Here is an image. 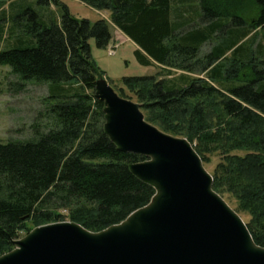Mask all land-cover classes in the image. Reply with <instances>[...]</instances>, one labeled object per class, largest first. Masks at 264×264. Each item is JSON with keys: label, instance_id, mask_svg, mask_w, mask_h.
Masks as SVG:
<instances>
[{"label": "trees", "instance_id": "obj_1", "mask_svg": "<svg viewBox=\"0 0 264 264\" xmlns=\"http://www.w3.org/2000/svg\"><path fill=\"white\" fill-rule=\"evenodd\" d=\"M78 1L107 12L112 25L79 19L60 0H37L48 10L59 8V18L25 2L0 14L1 37L6 21L10 36L22 32L0 50V65L23 82L49 84L57 124L30 141L0 143V257L29 224L70 220L103 231L155 195L130 171L145 158L118 151L104 131V103L95 98L105 72L92 57L91 41L106 49L113 25L138 47L141 66L187 73L202 66L207 72L208 81L182 74L124 77L121 84L149 123L188 139L204 165H215L214 190L238 204L254 241L264 247V0H198L201 13L195 16L178 7L187 0ZM215 39L213 50L199 59Z\"/></svg>", "mask_w": 264, "mask_h": 264}, {"label": "water", "instance_id": "obj_2", "mask_svg": "<svg viewBox=\"0 0 264 264\" xmlns=\"http://www.w3.org/2000/svg\"><path fill=\"white\" fill-rule=\"evenodd\" d=\"M104 131L119 152L145 158L130 171L151 185L150 203L93 233L75 222L40 226L0 257V264H264L241 216L214 190L192 144L149 123L141 105L122 98L104 78Z\"/></svg>", "mask_w": 264, "mask_h": 264}, {"label": "rangeland", "instance_id": "obj_3", "mask_svg": "<svg viewBox=\"0 0 264 264\" xmlns=\"http://www.w3.org/2000/svg\"><path fill=\"white\" fill-rule=\"evenodd\" d=\"M0 1L2 2L5 1L4 2L5 5H2L1 7L2 9L0 10V14L3 10V12H6L9 15L10 13H12L13 9L17 8L15 6L21 8L24 5L22 2L29 4L28 6L37 10L38 9L44 10L47 8V7H43L41 4H38L37 0H0ZM60 1L61 3L67 5L71 13L79 19H89L92 22H96L98 20H106L108 23H110V25H112L109 19V14L105 11L95 10L92 7L88 6L87 4L78 0H60ZM183 4H179L178 7L189 8L190 10L192 9L191 10L192 12L190 13L191 15L195 16V14L198 13L199 9L201 13L200 2L198 0H187L186 2H183ZM44 11L46 12L50 11L54 13L55 17L58 18L61 15L59 8H56L53 5L51 9L49 10L46 9ZM4 24L6 26V30L4 32V35L2 37L0 36V50H4L10 45H12L14 40H16V37H18V35H21L20 33H22V32H17L16 35L14 34L10 36V30L12 24H9L8 21H6V23ZM112 33H113V40L106 49H99L95 41L93 40L91 41L92 57L96 62V64L98 65V67L105 72V75L102 78L107 80L108 83L110 82L109 84H111L112 88L116 92L122 93L121 94L123 95L121 96L122 98L124 97L125 99L131 98L128 100L140 104L137 101L136 96L132 95L131 93L128 96V91L122 87L121 83L124 77L156 76L157 79L160 80V79H171V78L178 79L180 78V75L187 74L189 76L194 75L193 77H199L201 79H204L205 81L209 80L202 66L196 67L193 73H187L186 71L179 68H166V67L163 68L158 66L143 67L137 62L134 51L135 44L121 31L115 28L114 25L112 26ZM217 42H219V40L215 39L212 43H207L201 49L198 58L202 59L203 57H205V55L209 54L213 50V47L216 45ZM258 42H260V38H258L257 43ZM227 56H229L230 58L229 54ZM233 73L234 72H232L231 74ZM244 84L245 83L243 81L235 82L236 86H242ZM214 85L215 87H217L218 86L217 82H214ZM48 87L49 84L45 82H39L35 80L23 82L18 75L12 72L9 66L0 65V143L7 144L11 141H18V142L30 141L36 139L39 133L44 134L57 127L56 120L51 112ZM141 110H142V105H141ZM144 115L146 118V114ZM204 166L214 179L213 175H214L215 165L205 164ZM222 198L231 206L233 210L237 212L238 204L236 205V203L233 201L230 202L229 200L231 199H229L228 196ZM240 216L245 223L248 222L247 216L245 215H240ZM63 222H71V221L65 220ZM35 228H37V226L34 224L27 225L26 230H28L29 232L27 231L26 233H22V236L16 240L22 239ZM88 231L93 233L101 232V231H92V230H88ZM12 246H13L12 250H14L15 246L13 244Z\"/></svg>", "mask_w": 264, "mask_h": 264}, {"label": "crops", "instance_id": "obj_4", "mask_svg": "<svg viewBox=\"0 0 264 264\" xmlns=\"http://www.w3.org/2000/svg\"><path fill=\"white\" fill-rule=\"evenodd\" d=\"M4 2H5V1H3V2L0 1V4L5 5ZM1 9H2V8H1ZM1 13H3V10H2ZM136 49H138V47L135 45V50H136ZM135 50H134V51H135ZM153 66L163 67V66H161V65H159V64H156V63H155V65H153ZM163 68H164V67H163ZM206 73H207V72H206ZM192 76H194V75H192Z\"/></svg>", "mask_w": 264, "mask_h": 264}]
</instances>
